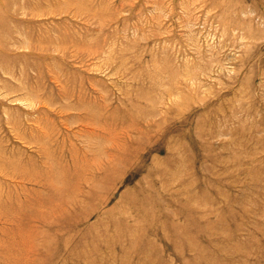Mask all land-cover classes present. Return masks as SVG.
Segmentation results:
<instances>
[{
    "label": "rangeland",
    "instance_id": "1",
    "mask_svg": "<svg viewBox=\"0 0 264 264\" xmlns=\"http://www.w3.org/2000/svg\"><path fill=\"white\" fill-rule=\"evenodd\" d=\"M0 264H264V0H0Z\"/></svg>",
    "mask_w": 264,
    "mask_h": 264
}]
</instances>
